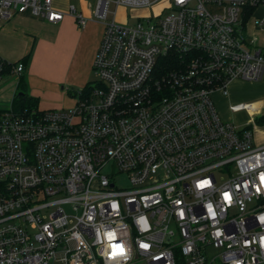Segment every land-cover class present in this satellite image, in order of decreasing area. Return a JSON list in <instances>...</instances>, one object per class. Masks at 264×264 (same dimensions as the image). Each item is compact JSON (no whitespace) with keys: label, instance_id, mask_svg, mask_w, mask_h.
<instances>
[{"label":"built area","instance_id":"obj_1","mask_svg":"<svg viewBox=\"0 0 264 264\" xmlns=\"http://www.w3.org/2000/svg\"><path fill=\"white\" fill-rule=\"evenodd\" d=\"M171 1L123 27L98 0V78L75 105L0 110V264H264V144L213 100L264 80V48L246 34L264 0ZM23 13L64 18L54 0H0V20ZM230 109L264 123V100Z\"/></svg>","mask_w":264,"mask_h":264},{"label":"crops","instance_id":"obj_2","mask_svg":"<svg viewBox=\"0 0 264 264\" xmlns=\"http://www.w3.org/2000/svg\"><path fill=\"white\" fill-rule=\"evenodd\" d=\"M70 1L54 0V8L64 14L57 23H48L28 13L7 21L0 20V60L18 63L30 54L28 59L20 61L25 67L24 72L21 75L12 73L17 79L7 90L0 89L3 96L5 91L9 94L7 99L0 98V110H5L2 104H8V97L13 93L11 106L22 78L25 92L38 101L41 110L56 109L54 107L60 106L67 96L72 97L74 87L80 91L87 85L104 34V24L92 17L83 0L79 6ZM71 6L87 18L84 28H80L69 14Z\"/></svg>","mask_w":264,"mask_h":264},{"label":"rangeland","instance_id":"obj_3","mask_svg":"<svg viewBox=\"0 0 264 264\" xmlns=\"http://www.w3.org/2000/svg\"><path fill=\"white\" fill-rule=\"evenodd\" d=\"M85 3V7L90 10V13L93 18L95 16V9L98 3V0H83ZM110 1V18L113 17L114 12L117 13L116 24L123 27H130L136 24L138 17H159L166 16L170 14L172 9V1L171 0H159L158 2L146 6L144 8H134L127 6H119L116 8L117 0H109ZM70 3L75 4L76 6L81 5L80 0H71ZM255 18H264V6H260L256 8L254 11V16L250 18L247 23L248 28L246 34L249 36H257L259 39V44L264 48V28L254 27L252 24V20ZM98 78L96 72L91 68L90 76L88 83H92ZM17 79L16 74H7L0 76V89L11 87V83ZM79 88L74 87V90H71V95L78 91ZM21 92V90H19ZM4 92L0 93V98H6L9 94L5 91V96H3ZM13 93H10V97H8V104H2V107L5 109L10 108V98ZM213 100L215 102L216 108L225 121H231L237 128H246L250 124H252V129L256 134V142L258 144H264V123L259 122L256 125L253 122V113L249 112V110L242 109L239 111H231L230 107L236 104H245L253 101H262L264 100V80L259 82H249V81H233L230 85H228L226 91L217 90L216 93L213 94ZM5 101V100H3ZM77 101L76 95H72V97H66L65 100L61 103L60 106H56V109H68L75 105ZM257 126V127H256ZM256 127V128H255ZM119 184L121 186H126L127 182L124 179H119ZM215 254L214 252H211Z\"/></svg>","mask_w":264,"mask_h":264},{"label":"trees","instance_id":"obj_4","mask_svg":"<svg viewBox=\"0 0 264 264\" xmlns=\"http://www.w3.org/2000/svg\"><path fill=\"white\" fill-rule=\"evenodd\" d=\"M29 56H30V54L29 55L27 54L25 56V58H23L20 61H24V60L28 59ZM20 61L18 63H20ZM18 63H11V62H7L5 60H0V76L3 74L13 73L14 68L18 65ZM168 63H172V61L169 60ZM22 79L19 80V83H18V87H19V90H21V92L16 93V95L14 96V98L12 100V105L16 106L20 110L27 109V108L28 109L38 108V101L36 99L28 96V94L25 92V84L23 83ZM77 92H79V90L76 91L72 95H75Z\"/></svg>","mask_w":264,"mask_h":264}]
</instances>
